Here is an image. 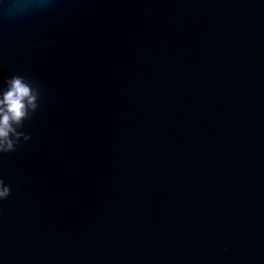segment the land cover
<instances>
[{
    "label": "water",
    "instance_id": "obj_1",
    "mask_svg": "<svg viewBox=\"0 0 264 264\" xmlns=\"http://www.w3.org/2000/svg\"><path fill=\"white\" fill-rule=\"evenodd\" d=\"M14 76L0 264H264V0H0Z\"/></svg>",
    "mask_w": 264,
    "mask_h": 264
},
{
    "label": "clouds",
    "instance_id": "obj_2",
    "mask_svg": "<svg viewBox=\"0 0 264 264\" xmlns=\"http://www.w3.org/2000/svg\"><path fill=\"white\" fill-rule=\"evenodd\" d=\"M5 89L0 91V151H14V140L9 133L14 132L13 125L19 126L29 110H35V90L19 76L5 80ZM27 139V137H25ZM3 182L0 181V185ZM8 188L0 190V198L8 195Z\"/></svg>",
    "mask_w": 264,
    "mask_h": 264
}]
</instances>
